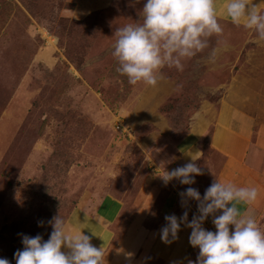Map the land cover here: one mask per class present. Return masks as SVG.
I'll return each mask as SVG.
<instances>
[{"label": "rangeland", "instance_id": "rangeland-1", "mask_svg": "<svg viewBox=\"0 0 264 264\" xmlns=\"http://www.w3.org/2000/svg\"><path fill=\"white\" fill-rule=\"evenodd\" d=\"M143 3L0 0V258L10 264L23 248L21 234L47 240V221L58 214L66 220L88 190L113 192L124 201L114 222V243L123 247L139 245L147 229L163 221L162 196L183 191L177 179L165 184L138 148V136L153 126L143 117L152 102L148 85L129 84L112 55L116 28L142 22ZM220 23L246 35L236 74L264 93V40L243 24ZM217 38L185 60L182 71L162 69L174 89L157 112L177 138L198 104L214 98L198 82ZM200 147L208 151L207 138ZM202 158L195 161L199 167ZM181 200L176 210H187L190 220L198 215L190 200L183 206ZM254 214L264 230V212Z\"/></svg>", "mask_w": 264, "mask_h": 264}, {"label": "clouds", "instance_id": "clouds-1", "mask_svg": "<svg viewBox=\"0 0 264 264\" xmlns=\"http://www.w3.org/2000/svg\"><path fill=\"white\" fill-rule=\"evenodd\" d=\"M224 11L231 22L241 23L264 40V12L253 0H227ZM143 19L128 23L115 30L116 40L112 55L118 61L116 71L127 77L128 83L143 82L156 86L164 78L162 69L182 71L184 61L209 48V38L221 37L224 28L220 23L216 0H144ZM218 43L227 47V41ZM219 48L213 47L208 60L215 63ZM198 157L161 176L167 184L173 179L192 185L203 170L195 163ZM256 186H238L232 182L214 180L204 191L187 187L179 193L182 206L188 200L197 202V214L188 219L185 210L164 217L167 222L160 229L164 243L178 239L181 225L191 229L189 244L198 248L196 259L188 264H264V230L259 226L252 210L241 211L240 204L251 205L257 200ZM220 211L219 215H215ZM212 216L215 231L203 227ZM52 231L47 240L41 234L22 235V249L14 252L16 264H106L103 247L91 243L89 235L80 227L70 225L61 215L47 221ZM43 225L44 221H39ZM64 249V250H62ZM0 264H10L0 258Z\"/></svg>", "mask_w": 264, "mask_h": 264}, {"label": "crops", "instance_id": "crops-1", "mask_svg": "<svg viewBox=\"0 0 264 264\" xmlns=\"http://www.w3.org/2000/svg\"><path fill=\"white\" fill-rule=\"evenodd\" d=\"M226 2L216 0L218 15L231 22L224 11ZM253 3L259 11H264V0H253ZM218 39L227 41V47H222ZM245 43L246 35L230 27L224 28L222 36L217 38L218 57L215 63L208 61L198 82L200 91L214 98L198 104L188 118L186 132L179 138L171 133L168 123L157 112L158 106L174 89L172 80L164 77L156 86L148 85V97L152 102L149 110L143 108V117L153 126L144 129L136 144L148 165L163 175L164 171L189 162L194 154L198 159L203 157L200 165L203 174L197 175L195 183L185 185L183 190L191 186L203 196L214 180L256 186L259 189L257 200L238 207L241 211L250 208L253 213L261 214L264 212V93L236 74ZM139 105L140 102L135 103L136 107ZM206 138L209 148L203 154L200 142ZM144 192L142 189L135 196L137 206L142 204ZM180 200L178 191L162 196L163 221L150 226L139 245L123 247L114 243V222L124 201L113 192L88 190L70 209L66 222L84 228L82 231L90 236L91 243L103 247L106 264H186L198 250L189 244L191 229L182 224L178 239L170 244L160 238V229L167 223L164 217L182 214L176 210ZM190 201L197 207L196 201Z\"/></svg>", "mask_w": 264, "mask_h": 264}, {"label": "built area", "instance_id": "built-area-1", "mask_svg": "<svg viewBox=\"0 0 264 264\" xmlns=\"http://www.w3.org/2000/svg\"><path fill=\"white\" fill-rule=\"evenodd\" d=\"M215 215H219L218 212L215 213ZM212 216H209L206 220H205V225L207 228H209L212 231H215V226L212 224Z\"/></svg>", "mask_w": 264, "mask_h": 264}]
</instances>
